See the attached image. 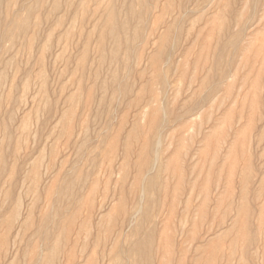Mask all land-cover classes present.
Wrapping results in <instances>:
<instances>
[{
    "label": "rangeland",
    "instance_id": "obj_1",
    "mask_svg": "<svg viewBox=\"0 0 264 264\" xmlns=\"http://www.w3.org/2000/svg\"><path fill=\"white\" fill-rule=\"evenodd\" d=\"M26 1L0 0L1 32L35 11L0 46V264H32L46 212L58 245L72 180L82 204L53 264H130L118 251L147 230L149 264H264V0H134L135 17L111 0L117 45L110 0Z\"/></svg>",
    "mask_w": 264,
    "mask_h": 264
},
{
    "label": "bare ground",
    "instance_id": "obj_2",
    "mask_svg": "<svg viewBox=\"0 0 264 264\" xmlns=\"http://www.w3.org/2000/svg\"><path fill=\"white\" fill-rule=\"evenodd\" d=\"M28 2H32V3H39L40 1H42V0H27ZM26 1V2H27ZM77 1V0H76ZM12 2V1H11ZM134 0H128L125 4H124V8H125V11H126V13H128V15H130L131 17H135L136 16V11H135V8H134ZM9 3V2H8ZM57 5H58V0H52V6H51V11H56L57 10ZM7 6H8V4H7ZM142 14H140L139 15V19H140V21H142V20H144V17H145V15L147 14V12H148V8H149V5H148V3H146V2H143L142 3ZM6 7V6H5ZM7 9V8H6ZM254 9H255V7H254ZM3 10V9H2ZM17 10V9H16ZM64 10V9H63ZM34 11V9H33V7L32 6H29V7H25V6H22V7H20V9L17 11V13H16V15H14V17L11 19V21H10V23H9V25H8V27H7V29H6V31L4 32H1L0 31V46H1V43H2V39L3 38H7V40H8V42L9 43H12L11 41L13 40V38L15 37V35H17V34H22V33H26V31L28 30V28H29V23H28V18H26V17H19L18 15H19V12H25L27 15H29V14H31L32 12ZM35 12V11H34ZM61 14V13H60ZM116 14H117V12H116V10H115V7H114V5L112 4V1L110 0V1H108V4H107V6H106V8H105V19H104V27L106 28V31H107V33H108V35L111 37V40H112V42H113V45H117V44H119L120 43V37H119V35H118V33H120V32H122L123 31V29H124V27H122V26H119L118 24H117V22H116ZM252 14V13H251ZM4 15V14H3ZM184 15V14H183ZM182 15V16H183ZM253 15V14H252ZM58 17H60V16H58ZM3 18H5V17H3ZM47 18V17H46ZM2 19V18H1ZM3 20V19H2ZM1 20V21H2ZM53 20V19H52ZM181 20V19H180ZM46 22V21H45ZM66 22V21H65ZM69 23H70V20L68 21ZM174 22L175 21H173L171 24H168L166 27H165V29H164V31H163V34L161 35H159L158 37H159V39H160V43H161V46L164 44V43H166L167 42V34H169L170 32H171V28H173L174 27ZM248 22V21H247ZM56 23V22H55ZM68 23V24H69ZM1 24V23H0ZM70 25V24H69ZM71 25H72V23H71ZM1 26V25H0ZM142 26H143V23H142ZM2 27V26H1ZM140 27V26H139ZM246 27V26H245ZM137 28V30H144V28H138V27H136ZM1 29V28H0ZM132 29V28H131ZM245 31V30H244ZM85 35V34H84ZM4 36V37H3ZM242 37V36H241ZM28 40H29V44H30V46H32V41L34 40V37H29L28 38ZM128 41V45L130 46V45H132V43H134L133 42V40H130V39H128L127 40ZM144 42V41H143ZM173 45V44H172ZM129 48V47H128ZM1 49H3L2 47H1ZM41 49V48H40ZM41 51V50H40ZM129 52V51H128ZM233 52V51H232ZM115 53L116 52H114L113 54L115 55ZM56 55V54H55ZM128 55L129 54H127V57H128ZM157 57H159V54L157 55ZM169 58V57H168ZM49 59V58H48ZM172 59V58H171ZM50 60H52V59H50ZM38 63H41V61L39 60L38 61ZM132 63V62H131ZM153 63H155V61L153 62ZM52 65V64H51ZM163 65H165V64H163ZM53 66V65H52ZM54 67V66H53ZM35 71V70H34ZM155 72H156V77H157V79H158V81H160L159 79H160V75H159V73H158V70L156 69L155 70ZM9 73V72H8ZM22 73V72H21ZM53 73H54V71H53ZM2 74V73H1ZM29 74V73H28ZM104 75V74H103ZM39 76L41 77V73L39 74ZM124 77V76H123ZM125 79V78H124ZM123 79V80H124ZM26 81V80H25ZM122 81V80H121ZM40 82V81H39ZM118 86H119V84H118ZM5 88V87H4ZM48 88V87H47ZM40 89V88H39ZM20 90V89H19ZM114 90V93H116V92H123V91H125V88L124 89H113ZM40 92L42 91V88H41V90H39ZM135 91V90H134ZM159 91V90H158ZM110 92V91H109ZM19 93V92H18ZM62 93V92H61ZM160 93V92H159ZM42 94V93H41ZM166 95V94H165ZM98 96H99V94H98ZM118 96L120 97V95L118 94ZM117 96V97H118ZM39 97H43L42 95L41 96H39ZM50 97V96H49ZM119 97H118V99H119ZM165 97V96H164ZM164 97H163V99H164ZM204 98V97H203ZM123 99V98H122ZM202 99V98H201ZM205 99H206V97H205ZM124 100V99H123ZM202 100H204V99H202ZM118 101V100H117ZM108 102V101H107ZM205 102V101H204ZM204 102H202V103H204ZM48 103V102H47ZM118 103H119V101H118ZM21 104V103H20ZM197 104V103H196ZM205 104V103H204ZM204 104H202V105H204ZM78 105V104H77ZM117 105V104H116ZM119 105V104H118ZM198 105V104H197ZM28 106V105H27ZM106 107V106H105ZM163 107V106H162ZM196 105H195V108H193V109H196ZM34 108V107H33ZM37 108V107H36ZM115 110V109H114ZM115 112V111H114ZM163 112H164V110H163ZM52 113V112H51ZM164 115V114H163ZM46 118V117H45ZM47 118H49V117H47ZM65 116L63 117V121H65ZM109 119V118H108ZM165 119V118H164ZM116 120V119H115ZM114 120V121H115ZM12 121V120H11ZM11 121H8V124H9V122H11ZM13 122V121H12ZM67 122V121H66ZM164 122V121H163ZM14 124H16V123H14ZM13 124V125H14ZM26 125V124H25ZM162 125V124H161ZM27 128V127H26ZM5 130H6V127L4 126V131H3V140H5V139H7L8 137H9V132L7 131V132H5ZM164 130V129H163ZM103 132V131H102ZM11 134H12V132H11ZM159 137H160V133H159ZM160 139H158L157 140V142L159 141ZM156 142V143H157ZM159 143H160V141H159ZM156 146H159V144H156ZM157 149V148H156ZM155 149V150H156ZM16 152L14 151V154H15ZM156 153V152H155ZM158 153V152H157ZM156 155V154H155ZM157 157H158V154L156 155ZM33 157V156H32ZM156 159H158V158H156ZM155 159V160H156ZM30 160H32V159H30ZM29 160V161H30ZM154 160V161H155ZM136 161V160H135ZM154 161H153V163H154ZM131 162V161H130ZM146 163V162H145ZM144 163V164H145ZM156 163H157V160H156ZM155 163V164H156ZM151 164V163H150ZM149 164V165H150ZM155 164H153V166L155 165ZM40 165V164H39ZM3 166H4V159H3V155H2V152L0 151V173H2V169H3ZM32 166V165H31ZM34 167V166H33ZM36 168V167H35ZM73 168H74V166H73ZM153 167H151V169H152ZM154 168H155V166H154ZM179 168H181V167H179ZM150 169V170H151ZM45 170V169H44ZM138 170V169H137ZM149 170V171H150ZM71 171V170H70ZM133 171V170H132ZM154 171V170H153ZM6 172H7V169H6ZM26 172V171H25ZM32 172H34V173H36V171L34 170V169H32ZM45 172V171H44ZM30 173H31V171H30ZM137 173V172H136ZM147 173H148V171H147ZM39 175V174H38ZM146 175H148V174H146ZM80 178V177H79ZM144 178H145V176H144ZM144 178H143V181H144ZM22 180V179H21ZM36 180V179H35ZM87 180V179H86ZM19 181V180H18ZM74 180H72V181H64V183H63V186H62V188H60V193H59V195H58V197H57V199L55 200V202H54V204H56L57 203V201H58V199H59V201H61V202H63V207H61V206H59L58 208H57V206L56 207H53V209H54V211H55V214L58 216V218H59V226H60V228H61V240H60V242L58 243V245H56L55 243H54V241H52V237H53V233L52 232H50V233H52V234H50L49 233V231H48V228H46L47 227V224L49 223V222H51L52 221V216H51V214H49L48 212H46L44 215H43V217H42V220H41V222H40V224H39V226H38V228H37V230H35L34 232H33V234L31 235V237L29 238V242L31 241V238L32 237H37L41 242L40 243H42V245H40V247H39V249H40V251H38V252H36L35 250H33V262H32V264H43V262H45V264H53V259H54V257L59 253V248H60V245L61 244H66V242L68 241V237H69V235H70V228H71V226H72V224L74 223V220L76 219V217H77V208L79 207V206H81V204H82V200L80 199V196L79 195H75V194H73L72 193V191H71V189H72V187L74 186V182H73ZM152 181V180H151ZM151 181L150 182H148V184H147V187L148 186H150V188H151V185H149V184H152L151 183ZM37 182V181H36ZM143 183V182H142ZM143 185V184H142ZM19 186V185H18ZM159 186V185H158ZM114 187H115V185H114ZM161 188V187H160ZM142 189H143V187H142ZM82 190V189H81ZM142 194H143V192H141ZM92 194V193H91ZM26 195V194H25ZM190 196V195H189ZM253 197V196H252ZM13 198V197H12ZM26 198H27V196H26ZM141 200V199H140ZM139 200V201H140ZM20 202V201H19ZM21 205H22V203H21ZM70 206V205H72L73 207H75L76 208V211H75V213L74 212H69V209L67 208V206ZM30 206V205H29ZM23 207V206H22ZM46 207V206H45ZM74 208V209H75ZM140 208V207H139ZM28 209V208H27ZM118 209H119V207H118ZM28 211V210H27ZM50 211H51V208H50ZM138 211H141V208L138 210ZM30 212V211H29ZM257 212V211H256ZM6 213V212H5ZM8 213V212H7ZM136 213H138V212H136ZM7 215V214H6ZM135 215V214H134ZM137 215V214H136ZM25 216V215H24ZM112 214H109V215H106V216H101L100 217V219H99V222L97 223V226L99 225V223L101 222V221H105V219L107 218V217H109L110 218V221H111V218H112ZM13 217V216H12ZM32 217V216H31ZM132 217H134V216H132ZM123 218V217H122ZM124 219V218H123ZM190 219V218H189ZM101 220V221H100ZM134 221H135V219H134ZM15 222V221H14ZM134 223V222H133ZM27 224V218H25L23 221H22V223H21V226H20V228H23V227H25V225ZM131 225V224H130ZM141 225V224H140ZM139 225V226H140ZM129 228V227H128ZM127 228V229H128ZM111 229L112 228H104V232L106 233V234H110V232H111ZM126 229V230H127ZM16 230V229H15ZM101 230H103V227H100L99 226V228H98V230H97V232H101ZM20 232V231H19ZM153 232V231H152ZM152 232L150 231V230H147L146 232H144L143 234V237H140L135 243H133L132 244V246L129 248V250L127 251V252H124V250L121 248L120 249V252L118 251V253L121 255V256H124V255H129L130 256V258H131V262H130V264H149L150 263V260H151V252H152V248H151V244H152ZM15 234V233H14ZM5 236H7V235H5ZM114 237V236H113ZM205 237V236H204ZM54 238H57V237H54ZM6 239V238H5ZM36 239V238H35ZM86 239V238H85ZM12 242V241H11ZM10 242V243H11ZM13 243V242H12ZM19 243H20V241H19ZM4 244V243H3ZM2 243H0V246L1 245H3ZM15 244V243H14ZM4 247V246H3ZM257 247V246H256ZM1 248V247H0ZM34 248V247H33ZM93 248V247H92ZM188 248V247H187ZM86 249V248H85ZM197 249H198V251H200L201 250V246H199V247H197ZM88 250V249H87ZM102 250V249H101ZM251 250H253V249H251ZM254 250H255V247H254ZM259 250V249H258ZM257 250V251H258ZM3 251V250H2ZM102 251H104V250H102ZM13 252V251H12ZM5 253H7V252H5ZM67 254L66 256H67V260H69V256H70V253H67V252H63V254ZM15 254V253H14ZM104 254V253H103ZM258 254V253H257ZM6 255V254H5ZM105 255V254H104ZM16 257V256H15ZM258 257V256H257ZM2 258H3V255H2ZM112 258H114V257H112ZM111 258V259H112ZM251 258V257H250ZM253 258V257H252ZM263 258V257H262ZM24 260V259H23ZM253 260H254V258H253ZM8 261V260H7ZM91 261V258H89V260H87V262L89 263ZM119 261V260H118ZM257 261V260H256ZM113 262V261H112ZM128 262V261H127ZM118 263V262H117ZM129 263V262H128ZM58 264V263H57ZM102 264V263H101ZM114 264V263H113ZM119 264H121V263H119Z\"/></svg>",
    "mask_w": 264,
    "mask_h": 264
}]
</instances>
